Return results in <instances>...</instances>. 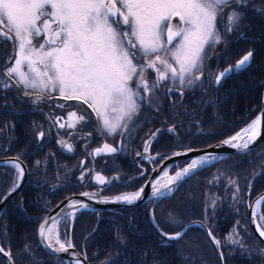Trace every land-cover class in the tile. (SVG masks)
I'll return each instance as SVG.
<instances>
[{
	"label": "flooded vegetation",
	"instance_id": "af4514ba",
	"mask_svg": "<svg viewBox=\"0 0 264 264\" xmlns=\"http://www.w3.org/2000/svg\"><path fill=\"white\" fill-rule=\"evenodd\" d=\"M254 8L264 12V0H251L247 8L243 9L246 17L242 23L247 25L241 28L243 35L236 31L224 33L220 17H217L222 42L216 46L213 58L205 64L207 79L202 77L189 87L186 77L185 84L180 86L182 97L176 91H166L164 85L167 82H161L154 93L158 103L153 102L151 107L141 104L131 120L124 119L122 123L127 125L128 130H118L122 133L120 135H101L103 130L96 114L81 101L65 100L58 93L52 92L51 99L48 98L49 93H45L43 100L34 104L32 101L37 98L35 94L24 95L25 91L32 93L31 89L25 90L22 86L19 90L0 88V161H16L18 157L17 162L25 170L24 183L4 202L0 213V242L9 249L13 264H74L68 258L45 249L39 242L38 224L59 202L83 191H101L103 195L136 191L167 156L178 150L210 145L234 133L252 119L261 107L264 90V17L257 14ZM227 12L228 9H225V24ZM250 50L253 52V59L246 70L234 72L219 86L213 83L215 73L224 71L229 65L235 66ZM13 52L12 42L0 43V75L4 73L9 58L14 62ZM23 70L27 72V67ZM144 75L151 86L156 77L155 71L149 69ZM8 82L11 83L12 80ZM157 108L159 111H156ZM70 112H75L77 117L84 115L85 120L77 122L75 127H68ZM109 115L110 119L115 120L119 113ZM57 118L61 119L53 123ZM60 124L65 127L61 128ZM173 125L175 131H168ZM39 132H44V136L39 137ZM61 141L72 145V150L68 151L63 147ZM105 144L118 151L113 153L104 150L97 155L95 149H102ZM222 160L223 158L207 165L209 168H202L190 175L189 177L193 176L191 182L202 180L203 177L208 191L216 189L218 179H214L217 173L213 170L218 166L225 167L226 163L222 165ZM37 161L41 162L39 166ZM187 163L188 159H179L169 168V172L174 173ZM216 163L219 165L215 166ZM97 176L103 177L104 183L98 181ZM218 176L220 180L226 179L227 172ZM16 179L17 173L11 166L0 164V196L8 193ZM186 179L181 181L179 188ZM211 185L214 188L210 189ZM237 187L229 189L225 184L221 194L224 195L229 190L240 193L241 189ZM192 189V194H196L195 189ZM161 201L155 195L137 206L81 210L64 215L56 220L54 237L58 234L60 242L66 245L70 242L84 257L86 254L89 264L115 263L116 256L123 253L119 246L116 250L117 246L112 242V249L109 246L100 248L105 222L108 223L106 230L109 234L121 233V223H124L129 231L128 235H142V229L138 227V218L141 217L138 211H141L143 225L149 228L153 236L150 238L154 240L156 234V240L160 243L163 237L152 222L151 211L163 232L175 233L165 230L156 219L155 210L157 205H161ZM220 205L226 203L222 202ZM245 206L248 216L246 201ZM261 213L264 215L263 209ZM217 216L213 215V211L207 214L213 234L222 231L225 221ZM103 237L105 238L104 234ZM52 243H55V239ZM25 244L30 253L25 252ZM130 252L134 253V250ZM0 264L6 262L0 261Z\"/></svg>",
	"mask_w": 264,
	"mask_h": 264
},
{
	"label": "snow or ice",
	"instance_id": "6c2138e0",
	"mask_svg": "<svg viewBox=\"0 0 264 264\" xmlns=\"http://www.w3.org/2000/svg\"><path fill=\"white\" fill-rule=\"evenodd\" d=\"M249 3L251 0H0V43L12 42L15 57L14 62L9 58L4 73L0 75V88L19 90L22 86L25 90L31 89L32 93L25 91L24 95L35 94L37 98L32 101L34 104L43 100L45 93H49L48 98L51 99L52 92L58 93L65 100L81 101L96 114L103 130L101 135H120L122 133L118 130H128L127 125L122 123L124 119L131 120L141 104L151 107L153 102L158 103L154 93L161 82H167L164 85L166 91H176L182 97L180 86L185 84L186 77L189 87L202 77L208 78L205 64L213 58L216 46L222 42L217 17H220L224 33L236 31L243 35L241 28L247 26L242 23L246 17L243 9ZM225 9H228L227 24L224 23ZM254 11L264 17V12L255 8ZM173 20L176 21L175 24ZM252 59L253 52L250 50L235 66L229 65L224 71L215 73L213 83L219 86L234 72L246 70ZM158 64L160 67H157ZM25 66L27 72L23 70ZM149 69L156 73L151 86L144 75ZM9 80L12 82H8ZM58 107L63 108L64 105ZM110 113L119 115L113 120L110 119ZM68 115V127H75L77 122L85 120L84 115L77 117L75 112ZM59 119L61 118L53 123H57ZM260 122L261 117L258 116L248 127L221 143L242 152L250 151L249 145L258 135ZM59 126L65 127L64 124ZM167 130L174 132L175 125ZM38 136L43 137L44 132H39ZM244 136H247L246 140ZM61 144L68 151L72 150V145L64 141ZM104 150L113 153L118 151L105 144L102 149H95V153L99 155ZM181 154L185 153H174ZM18 159L0 161V164L11 166L17 173V179L8 193L0 196V203L20 187L19 180L25 170L17 162ZM216 159L212 153L193 158L186 167L170 177L167 183L161 184L157 180L153 185L154 195L161 200L171 197L178 190L180 181ZM40 163L37 161V166ZM96 179L104 183L103 177L97 176ZM231 183L235 184V181ZM170 185H175V189ZM146 186L112 199L133 204L141 198ZM81 195L91 197L95 194ZM80 203L82 207H87V204ZM215 206L213 201L211 207L215 209ZM207 211L206 208L205 212ZM151 219L164 238L160 241L161 244L170 240L179 241L191 227L173 220L170 221V226L181 230L170 234L159 229L154 215ZM261 219H264V215ZM47 222L48 219H45L44 224L40 225L39 237L41 240L47 239L49 248H52V241L55 239L59 247L52 250L67 252L68 248L60 242L58 234L54 237L51 229L46 231ZM257 230L264 237V230H261L260 225H257ZM235 231L233 229L229 232L225 241L244 248L239 240L233 238ZM207 233L219 249L221 241L213 235L212 229L208 228ZM68 247L73 245L69 242ZM25 252L30 253L27 244ZM0 253H5L3 247H0ZM5 254L11 257L10 252ZM258 254L264 259V249ZM219 255L223 260V251ZM9 264H12L11 259Z\"/></svg>",
	"mask_w": 264,
	"mask_h": 264
},
{
	"label": "trees",
	"instance_id": "16d2710c",
	"mask_svg": "<svg viewBox=\"0 0 264 264\" xmlns=\"http://www.w3.org/2000/svg\"><path fill=\"white\" fill-rule=\"evenodd\" d=\"M222 161V165L226 163L224 168L227 172V178L218 179L217 189L225 203H230L234 196L235 199L237 196L239 198L242 196L243 201H245V194L250 184L252 196L264 190V141L247 153L232 154L224 157ZM219 163H216L215 166H218ZM206 168L209 167L206 166L203 170ZM191 177L183 182L175 195L163 199L161 205H157L156 219L167 231L176 232L180 230L179 227L170 226V221L182 222L185 225L195 219L203 220L208 225L207 227L212 229L207 219L208 212H205L206 208L212 207L202 205L204 200L208 198V194L206 195L207 184L203 182V177L202 180L195 182H191ZM231 181H235V184H232ZM225 184L229 189L239 186L241 192L229 190L223 195L221 191ZM192 188L196 192L194 195L191 192ZM212 188H214L213 185L210 189ZM262 207L264 211V205ZM215 209H211V211H215L218 218L225 220L222 231L217 234L214 233L221 241L225 264H264V259L258 254L261 249H264V244L251 227L245 203L243 205H216ZM138 212L141 214V217L138 218V227L142 229V235H128L127 232L129 231L124 223H121V233L110 232L109 234L106 230L108 223L105 222L106 227L103 231L105 238H102V234L100 248L109 246V249H112V242H114L117 246L115 249L118 250L119 246V249L123 251L116 256L115 263L111 262V264H221L215 245L201 226H192L179 241L171 240L167 241L166 244H160L156 240L158 237L156 234H154V240L150 238L153 236L150 234L149 228L143 225L141 211ZM118 217L122 218L120 215ZM233 229L236 230L233 233V238L239 240L244 248H241L240 245L228 244L225 241L224 238ZM1 246L9 250L2 244ZM130 250H134V253H131ZM0 261L4 262L1 256Z\"/></svg>",
	"mask_w": 264,
	"mask_h": 264
},
{
	"label": "water",
	"instance_id": "95a60500",
	"mask_svg": "<svg viewBox=\"0 0 264 264\" xmlns=\"http://www.w3.org/2000/svg\"><path fill=\"white\" fill-rule=\"evenodd\" d=\"M262 114H264V90L262 92L260 109H259L258 113L256 114V116H254L247 124H245L244 126L239 128L234 133H232V134H230V135H228V136H226V137H224V138H222V139H220V140H218V141H216L210 145H207L204 147H199V148H188V149H192V151H190V152L188 151V149L178 150L174 153H185V154L174 155V153H172L171 155L167 156L166 159L160 164V166L154 170V173L151 175V177L145 182L144 185H147V186L144 187V192L142 193L141 198L138 199L137 201H135L133 204H128V203L122 202V201H114L112 199V198H115L117 196H121L123 194L103 195L101 193V191H95V190L83 191L81 193H90V194H95V195L90 197V196H83V195H81V193H78V194H74L72 196L65 198L64 200L59 202L55 207H53L50 211H48L45 214V216L41 219V221L38 224L37 232H38L40 225L44 224L45 219H48L47 224H45V229L47 230L48 226H50L51 222H53L54 220H57L64 215L74 214V213L81 211V210H92V209H103V208L116 209V208H121V207L137 206V204L143 203L149 197L155 196L153 185H155V182L157 180L160 181L161 184H164V183L168 182L170 177L175 175L176 172L170 173L169 168L174 163H176L179 159H188L189 163H190L193 158H198L200 156L205 155L206 153H212L217 157V159L213 160L211 163L208 164V165H210V164L214 163L215 161L220 160L224 157H227L231 154L244 153V152L237 150V149H235L229 145H224L221 142L223 140L228 139L231 136L236 135L238 132H241L242 129L248 127V125L259 116V117H261V122H260L259 129H258V135L256 136L254 142L249 145V148L251 150L253 147H255L257 144H259L264 139V115H262ZM241 134L243 135V133H241ZM244 139L246 140L247 136H244ZM189 163H187L184 167H186ZM205 166H207V165H205ZM201 168H203V167H201ZM201 168H199V169H201ZM182 169H180V170H182ZM165 173H167V175H165ZM180 183H181V181L179 182V184ZM156 186L158 187V185H156ZM170 187L175 189L176 186L170 185ZM250 190H251V184L248 187L247 197H246V204H247L249 221H250L251 227H252L254 233L256 234V236L264 243V237L260 236L259 231L257 230V225H260L261 230H264V227L260 223L259 217H258V214L256 211L258 204H259V208L260 209L262 208V204L264 202V190L259 192L252 199L251 202L249 201ZM162 191H164V189H162ZM134 192H136V191H134ZM130 193H133V192H130ZM124 194H128V193H124ZM5 201L6 200H4L2 203H0V213H1V210L4 206ZM105 201H107V202H105ZM70 202H77V203L73 204ZM80 202L87 204V207H82ZM152 215H153V213L151 211V216ZM201 224H203L204 226L202 227ZM156 225H157V223H156ZM188 225H190V226H194V225L201 226L205 230L206 234L208 235V233H207L208 227L202 220H200V219L192 220L186 224V226H188ZM159 229H160V227H159ZM38 237H39V235H38ZM39 242L45 249L50 250V251L58 254L61 257L68 258L74 264H78V262H82V264H89L87 259L85 260V257L81 253H79V251L74 246L68 247V245H66L64 242H61V243L65 244V246L68 248V250H67V252H63V251L56 252V251L52 250L54 248L59 247V244H57L56 242L52 243V248H49L47 246V239L41 240V238L39 237ZM212 243H213V241H212ZM215 247H216V245H215ZM216 250H217L219 259L221 261V264H225L224 255H223V260H221L220 255H219V252L222 251L221 247L219 249L216 247ZM5 253H9V250H7V251L5 250ZM5 253H2V254H3L4 259L6 260L7 264H9L11 257L6 255ZM12 264H13V262H12Z\"/></svg>",
	"mask_w": 264,
	"mask_h": 264
},
{
	"label": "rangeland",
	"instance_id": "374dc122",
	"mask_svg": "<svg viewBox=\"0 0 264 264\" xmlns=\"http://www.w3.org/2000/svg\"><path fill=\"white\" fill-rule=\"evenodd\" d=\"M5 20H6V18H5ZM34 43H35V40L33 41ZM258 113V112H257ZM256 113V114H257ZM256 114L254 115V116H256ZM253 116V117H254ZM252 117V118H253ZM249 122V121H248ZM247 122V123H248ZM247 123H245V124H247ZM244 124V125H245ZM243 125V126H244ZM237 131V130H236ZM262 141H264V139L262 140ZM261 141V142H262ZM260 142V143H261ZM256 147V146H255ZM255 147H253L252 149H254ZM251 149V150H252ZM250 150V151H251ZM247 152H249V151H247ZM247 152H244V153H247ZM244 153H239V154H244ZM230 156V155H229ZM221 160V159H220ZM217 161H219V160H217ZM217 161H215V162H217ZM214 162V163H215ZM213 164V163H212ZM202 169V168H201ZM200 170V169H199ZM179 171V170H178ZM215 173H217V177H220V176H218V175H220V173H222V172H224V171H226V169L224 168V167H220V166H218V167H216L214 170H213ZM177 172V171H176ZM175 173V172H174ZM214 173V174H215ZM231 175V174H230ZM189 177V176H188ZM188 177H186V178H188ZM185 178V179H186ZM232 180H234V179H232ZM249 187V186H248ZM139 189V188H138ZM137 189V190H138ZM136 190V191H137ZM247 190H248V188H247ZM134 192V191H133ZM130 193V192H129ZM196 193V192H195ZM208 194V198H206L205 200H204V203H202V205H209L210 207H211V205H212V203H213V201H215V205H220V203H222V202H225V201H223V198H221V196H220V194H219V192H218V189L216 188V189H212V190H209V191H206V195ZM258 194V193H257ZM257 194H255V195H251V190H250V193H249V201L251 202L252 201V199L257 195ZM246 197H247V191H246V194H245V201H246ZM239 200V201H238ZM245 201H243V198H242V196L239 198V196H237V198L236 199H232L231 198V202L230 203H227L226 202V205H230V204H233V205H243V203H245ZM264 203V202H263ZM262 205H264V204H262ZM208 209V212H210L211 210H209V208H207ZM211 209H213V208H211ZM261 209H263V207L261 208ZM261 209L259 210V209H257V214H258V217H259V221H260V223L263 225L264 224V219H261V216H262V213H261ZM57 223V222H56ZM58 229V228H57ZM53 236H54V234H53ZM262 242V241H261ZM263 243V242H262ZM264 244V243H263Z\"/></svg>",
	"mask_w": 264,
	"mask_h": 264
},
{
	"label": "bare ground",
	"instance_id": "6f19581e",
	"mask_svg": "<svg viewBox=\"0 0 264 264\" xmlns=\"http://www.w3.org/2000/svg\"><path fill=\"white\" fill-rule=\"evenodd\" d=\"M175 20H173V24H175ZM204 168V167H203ZM24 180H25V176L23 177V179H21V182L19 183L20 184V187L22 186V184L24 183ZM257 209H259L260 210V208H259V206L256 208V211H257ZM250 222V221H249ZM48 229H51V231H52V234H54L55 233V229H56V220H54L53 222H51V224H50V226H48V228H47V230ZM46 230V231H47ZM0 247H2L1 246V244H0ZM4 250H6V249H4ZM7 251V250H6ZM0 256L4 259V256H3V254L2 253H0ZM4 261L6 262V260L4 259ZM6 264H7V262H6Z\"/></svg>",
	"mask_w": 264,
	"mask_h": 264
}]
</instances>
